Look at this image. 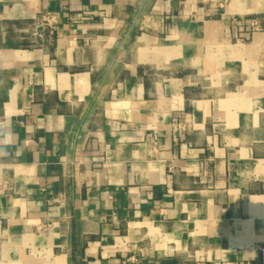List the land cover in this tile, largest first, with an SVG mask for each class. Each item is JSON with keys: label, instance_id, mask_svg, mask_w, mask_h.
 <instances>
[{"label": "crops", "instance_id": "0c3cea01", "mask_svg": "<svg viewBox=\"0 0 264 264\" xmlns=\"http://www.w3.org/2000/svg\"><path fill=\"white\" fill-rule=\"evenodd\" d=\"M121 262L264 264V0H0V264Z\"/></svg>", "mask_w": 264, "mask_h": 264}, {"label": "built area", "instance_id": "2783aa9c", "mask_svg": "<svg viewBox=\"0 0 264 264\" xmlns=\"http://www.w3.org/2000/svg\"><path fill=\"white\" fill-rule=\"evenodd\" d=\"M56 23V18L53 15L44 14L40 17L36 18L33 22L34 33H38L39 30L45 27H52ZM252 26H255V21L251 22ZM120 264H126L125 262H121Z\"/></svg>", "mask_w": 264, "mask_h": 264}]
</instances>
